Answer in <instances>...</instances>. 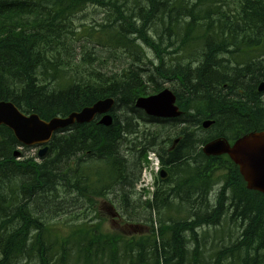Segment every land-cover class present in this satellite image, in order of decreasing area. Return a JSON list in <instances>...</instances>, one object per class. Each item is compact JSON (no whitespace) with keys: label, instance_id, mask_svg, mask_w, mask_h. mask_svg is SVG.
I'll list each match as a JSON object with an SVG mask.
<instances>
[{"label":"trees","instance_id":"1","mask_svg":"<svg viewBox=\"0 0 264 264\" xmlns=\"http://www.w3.org/2000/svg\"><path fill=\"white\" fill-rule=\"evenodd\" d=\"M99 7L110 9L101 35ZM86 8L83 46L75 34ZM110 43L130 54L118 72L105 69ZM159 77L177 84L182 110L163 125L178 138L171 149L134 107ZM261 81L264 0H0V100L47 120L115 98L110 126L70 125L41 159L0 125V264H264V194L226 155L200 149L264 130ZM151 150L167 174L149 195L135 185ZM111 194L116 215L145 233L105 230L97 204Z\"/></svg>","mask_w":264,"mask_h":264},{"label":"water","instance_id":"2","mask_svg":"<svg viewBox=\"0 0 264 264\" xmlns=\"http://www.w3.org/2000/svg\"><path fill=\"white\" fill-rule=\"evenodd\" d=\"M258 91H264V82L258 84ZM160 92L161 98L170 108L158 103H148L152 96L138 99L136 107L150 116L178 117L181 112L175 105L173 92L167 88ZM109 98L99 99L91 106H85L80 111L71 112L67 116L56 115L48 120L41 119L34 113H23L11 102L0 101V125L11 130L23 146L46 145L38 151V155L42 156L47 150V143L53 132L61 127L74 123H87L99 115H102L99 122L109 125L111 120L108 114L113 105ZM210 123L205 121L203 127L207 128ZM202 151L206 155L227 154L238 166L246 187L264 194V130L247 132L232 144L224 137L215 138L204 144ZM18 154L15 152L14 156ZM161 175L164 176L165 173L162 171Z\"/></svg>","mask_w":264,"mask_h":264},{"label":"rangeland","instance_id":"3","mask_svg":"<svg viewBox=\"0 0 264 264\" xmlns=\"http://www.w3.org/2000/svg\"><path fill=\"white\" fill-rule=\"evenodd\" d=\"M86 10L91 11L90 8H86ZM109 13H110V9L108 7H99V9L97 11H94L95 20H96V22L100 23L96 28L97 33L99 35H101V29L106 24V20L109 18ZM91 16H92L91 13H88L87 16L86 15H83V16L79 15V17H80L79 22L81 24L80 25L81 29H80V31H78L77 34H75V36L76 37H79V36L82 37L81 44H83V46H86L88 44L87 42L84 41V40H86L84 29L90 25L93 26L92 25L93 16L92 17ZM88 39H90V38H87V40ZM91 40H92V42H96L94 39H91ZM91 46H92L91 50H93L94 45H91ZM142 47L144 49V52L149 56V58L152 59V57H154V53H153L152 49L146 44H142ZM79 49H80V46H79V44H77V49H76L77 57L81 58L78 55ZM81 50H82V47H81ZM108 53L111 55H110V58L108 59V62H107L105 69L106 70H112L113 72L114 71L118 72L121 70V67H124L123 66L124 65L123 64L124 63V54L130 55L129 52H127V50L125 48H122V47H119L116 45L112 46L111 43H110L109 49L104 52V55H106ZM115 54L120 56L119 59H118V56ZM101 64L104 65V63H101ZM94 66H96L97 68H101L100 64H95ZM157 81L161 82V84H158L159 87L167 86V87H170L173 89H176V87H177V84L174 81H171L168 79H162L159 77L157 79ZM148 84L154 86L151 82H148ZM141 126H143V125H141ZM144 126H146V125H144ZM146 127H149L150 129H153L155 127L157 129V131H159L163 136H165V134H167V136H169L171 138L176 137V135H170L171 132L169 131L168 127H166V126L163 127L161 124H158V125L148 124ZM169 142L170 141H168L166 143V146H168ZM37 151H38V148H36V149L30 148L25 153H26V155H32L33 156V155H36ZM142 167H143V165H142ZM132 172H135L134 167H132L129 170V174ZM140 177H141V174H140ZM155 180H156V175H155V177H153V182ZM135 189L139 190L137 185H136ZM109 198L112 200L111 203L109 201H107L106 199H100V200H98V204H97L99 214L101 215V217L105 218V223H104L105 224V226H104L105 230H109L110 232L126 233V234H128L129 237H131L132 235H135V233L142 234V233L146 232V229L144 228L145 226L142 223H137V224H139V226H137V227H131L128 225V223H126V221H123V219L119 215L117 216L116 214H119L121 212L119 199L114 197L112 194L109 196ZM133 199L136 201L137 195H135V196L133 195ZM56 204H58V203H56ZM161 213L163 214L162 211H161ZM132 223H134V222H132ZM142 226H144V227H142ZM221 239H222V237L214 238L213 242L215 244H219V243H221ZM213 242L205 241V243H208V244H206L207 252H209L211 250L212 246L214 245ZM170 244H171V242H169V244H165V246H164L165 252L168 251V245H170Z\"/></svg>","mask_w":264,"mask_h":264},{"label":"bare ground","instance_id":"4","mask_svg":"<svg viewBox=\"0 0 264 264\" xmlns=\"http://www.w3.org/2000/svg\"><path fill=\"white\" fill-rule=\"evenodd\" d=\"M91 9V11L93 10L92 8H90ZM91 11H88V13H91ZM82 15V14H81ZM91 15H92V13H91ZM80 26V22H79V25H77V27H79ZM80 28V27H79ZM87 28H89V26L87 27ZM85 30V29H84ZM94 35H95V33H94ZM90 39H94L95 41H97V39L95 38V37H91ZM96 43V42H95ZM141 48L143 49V47H142V45H141ZM144 50V49H143ZM160 90L159 89H156V92H153V93H151V94H148V95H145V96H140V97H137L135 100H134V107L135 108H137L136 107V102H137V100L138 99H140V98H148V97H151L149 100H148V103H158V104H162L164 107H168V108H170V106L168 105V104H166L164 101H163V99L161 98V96H160ZM110 98L109 99H111V101H112V103H113V106H112V108H114V105H115V98L114 97H112V96H109ZM0 101H3V100H0ZM137 109H139V108H137ZM111 110L112 109H110V111H109V114H108V117H109V119L111 120V122H110V124L109 125H105V124H102V123H100L99 122V120H100V118H101V116L102 115H99L98 116V118L96 119L97 120V123L98 124H100V125H102V126H105V127H107V126H110L112 123H113V112H111ZM145 116H146V118H147V122H146V126L148 125V124H151V125H158V124H161L162 126L163 125H166L167 123L166 122H169V121H172V120H176L178 117H159V116H150V115H146L145 114ZM70 125H67V126H64V127H61V128H59V129H57L56 131H54L53 132V134H52V136L56 133V132H58V131H61V130H63V129H65V128H67V127H69ZM144 126V125H143ZM164 134V133H163ZM170 135H175V133H173V132H171V134ZM52 136H51V138H52ZM168 141H170L169 142V144H168V147H170V144L172 143V145H171V147H170V149L173 147V146H175V144H176V140H177V138L175 137V138H171V137H169V136H167V134H165V136H164ZM173 140V142H171V140ZM167 141V142H168ZM166 142V143H167ZM166 143H165V145H166ZM44 146H46V145H41V146H31V148H38V151L41 149V148H43ZM47 150H48V146H47ZM47 150L45 151V153L42 155V156H39L38 155V151H37V153H36V157H37V159H41L45 154H46V152H47ZM141 182L142 181V177H140L139 176V179H138V182Z\"/></svg>","mask_w":264,"mask_h":264},{"label":"flooded vegetation","instance_id":"5","mask_svg":"<svg viewBox=\"0 0 264 264\" xmlns=\"http://www.w3.org/2000/svg\"><path fill=\"white\" fill-rule=\"evenodd\" d=\"M160 82V81H159ZM160 84H161V82H160Z\"/></svg>","mask_w":264,"mask_h":264}]
</instances>
